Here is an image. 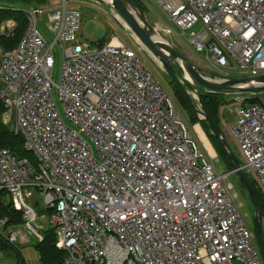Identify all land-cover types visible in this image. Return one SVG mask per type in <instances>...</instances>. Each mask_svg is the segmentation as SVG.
Masks as SVG:
<instances>
[{
  "label": "built area",
  "instance_id": "obj_1",
  "mask_svg": "<svg viewBox=\"0 0 264 264\" xmlns=\"http://www.w3.org/2000/svg\"><path fill=\"white\" fill-rule=\"evenodd\" d=\"M155 1L205 54L208 65L195 60L215 80L264 73V0ZM20 9L27 15L22 38L13 49L0 47V96L3 122L22 136L37 164L0 148V189L25 220L8 232L0 220V234L24 245L43 240L42 230L52 227L65 252L60 264H264L228 173L217 171L130 42L117 35L98 46L81 41L82 10L67 0ZM44 12L51 44L38 26ZM17 26L3 22L0 35H14ZM160 30L175 39L170 28ZM56 44L63 58L59 84L51 75ZM188 91L201 109L199 92ZM225 95L223 133L264 191V92ZM33 187L46 227H36L37 198L28 202Z\"/></svg>",
  "mask_w": 264,
  "mask_h": 264
},
{
  "label": "rangeland",
  "instance_id": "obj_2",
  "mask_svg": "<svg viewBox=\"0 0 264 264\" xmlns=\"http://www.w3.org/2000/svg\"><path fill=\"white\" fill-rule=\"evenodd\" d=\"M61 0H51V2L59 3ZM68 3L74 6H78L82 10V19H81V30H80V36L81 41H87L93 46H98L100 43L104 41L110 40L114 35H117L119 37L125 38L128 42H130V45H132L138 52V55L141 57L142 60L145 61V64L147 67L152 71L156 79L160 82V84L174 97V102L177 105V108L179 109V112L189 125L190 131L192 133V136L194 139L199 143L200 147L205 152L206 156L211 158L210 153L208 152L205 145L202 143L198 132L195 128V125H192L190 122V110L185 109L180 105V102L177 100V98L174 95V91L176 89L177 82L173 79V77H168V73L165 70V67L159 62L156 61L155 58H153L148 52L145 50H139L137 44L132 40L131 36L128 34V29L126 28L123 21L119 20V18L115 15V11H113L108 6L104 5L103 3H100L96 0H67ZM141 6L143 7L144 11L151 15V18L155 21V23L160 21L163 25L171 29V36L174 39L175 43H179L180 46L178 47L180 50H185V53L190 52L193 55L197 56L199 60H202L204 64L208 65V61L206 59V56L204 53L197 52L193 45L189 42L187 39L186 33L178 28L169 18L168 14L158 5V3L155 0H139ZM38 19V26L45 36V38L50 42V44L53 41V35L52 31L49 27L48 18H47V12L40 13L37 15ZM199 27H194L193 29H198ZM54 52V66L51 69V75L52 80L55 83H60L61 81V75H62V50L58 44H56L53 48ZM188 54V53H187ZM175 72H178L175 69ZM233 77H236V73H232ZM186 83V82H185ZM184 83V85H185ZM188 87H190L188 84H186ZM53 94L58 101V105L60 108V111L62 113L63 118H65L64 110L62 107L61 102L59 101L58 97V89L55 85H53ZM246 95H251L246 93ZM191 96V95H190ZM196 104V103H195ZM197 106V105H196ZM221 121V120H220ZM201 127V124H197ZM196 125V126H197ZM222 125V123H221ZM203 131V129H202ZM204 135L206 136L205 132L203 131ZM209 144L211 145L208 137L206 136ZM230 147L234 154L238 157V159L242 160V154L239 150L238 144L235 141H230ZM212 147V145H211ZM214 151L213 160L214 164L216 166V169L220 173H228L227 178L225 181L227 183H230L232 185V193L234 195V200L238 204L240 213L246 218V221L253 230L252 225V217L254 215V207L249 199L248 195L246 194L244 190V186L238 176L237 173L228 171V166L224 162L223 158L218 156L216 154V151L212 147ZM35 159V158H34ZM36 161V160H35ZM35 164V163H34ZM33 164V165H34ZM36 166V165H35ZM254 172L249 173V177L252 179H255ZM33 192V189H30ZM35 198H37V205H36V211H39L40 205H42V197L39 193L37 195L35 194L34 197H30L28 199L29 203H34ZM38 223L37 228L43 226H48V219L38 213ZM13 227V226H12ZM10 227V228H12ZM15 227V226H14ZM49 227V226H48ZM1 228V227H0ZM4 229V232H8L9 229ZM262 228H263V238H264V216L262 217ZM28 234V233H27ZM29 236V234H28ZM30 238V236H29ZM33 240L30 239V242ZM26 245H23L22 243L16 244V247L20 250L22 255L25 257L27 264H41L39 261V253L35 249L33 242L32 243H24ZM13 245V244H12ZM15 246V245H14ZM4 254L1 252L0 258ZM12 256V263H15V252L12 251V254L10 256H7L5 258ZM4 258V256H3ZM1 259L2 262H6L5 258Z\"/></svg>",
  "mask_w": 264,
  "mask_h": 264
},
{
  "label": "water",
  "instance_id": "obj_3",
  "mask_svg": "<svg viewBox=\"0 0 264 264\" xmlns=\"http://www.w3.org/2000/svg\"><path fill=\"white\" fill-rule=\"evenodd\" d=\"M115 11L119 20L123 21L128 34L138 45H142L145 50L155 56L165 67L169 76L177 82L184 91L186 97L191 100V96L185 88L184 83H189L199 94L202 92H252L257 89H264V73L253 77H234L225 80H215L213 74L197 60L192 59L187 53L181 51L169 41L165 34L157 27L151 15L147 14L143 7L134 0H96ZM175 69L178 72H175ZM184 73L188 78L184 79ZM201 103V101H200ZM194 106L196 114L201 120H206L210 126L212 134L219 140L226 152L231 165V172L238 174L245 185L247 193L254 207L253 228L256 235L257 244L264 258V238L262 228L263 212L260 208L256 189L253 186L248 174L244 171L243 165L232 151L230 144L225 137L223 130L201 103V109Z\"/></svg>",
  "mask_w": 264,
  "mask_h": 264
},
{
  "label": "trees",
  "instance_id": "obj_4",
  "mask_svg": "<svg viewBox=\"0 0 264 264\" xmlns=\"http://www.w3.org/2000/svg\"><path fill=\"white\" fill-rule=\"evenodd\" d=\"M51 0H0V24L3 22L14 19L16 20L18 26L15 30L14 35L12 36H5L0 35V47L6 51L13 49L20 39L22 38L25 29L27 27V15L26 12L20 9L21 7H38L44 6L48 4ZM139 1V0H138ZM188 84L192 87L189 83H185V88L188 90ZM257 93H263L264 89H257L255 90ZM174 95L177 100L180 102V105L190 110V122L192 125L201 124V127L205 134L207 135L209 141L211 142L212 147L218 154V156L222 157L226 165L228 166V171L232 170L231 162L224 151L221 143L219 140L212 134L210 126L206 120H201L199 116L196 114L194 110V106L196 101L191 98L189 100L184 91L180 88L178 84H176V89L174 91ZM200 101L202 104L205 105L207 111L212 115L214 120L222 129L221 119H220V111L226 102V95L225 93L220 92H202L200 95ZM250 102H261V98L259 96H251L248 98ZM4 102L0 96V148H9L13 154L18 159L26 158L28 161L34 165L37 164V160L33 154L28 152L24 148V140L22 136L14 134L13 131L3 122V112H4ZM35 158V159H34ZM36 160V161H35ZM240 163L242 164V160L239 159ZM249 176V175H248ZM253 183V186L256 189L258 201L260 208L264 215V191L259 185L257 179H252L249 177ZM241 180V179H240ZM242 182V181H241ZM243 184V182H242ZM244 186V190L247 193V189ZM34 193L37 195L39 193V188L33 187L32 188ZM250 199V197H249ZM251 200V199H250ZM37 205V201L35 202V206ZM52 208L49 209L50 213L52 212ZM40 214L45 212L42 209L41 205L39 207ZM6 220L4 224V229H8L12 226H20L22 225L25 220L23 218V213L18 211L12 202L10 195L8 194L7 190L0 189V220ZM43 240H33V244L35 249L39 253V261L41 264H60L64 258L65 252L56 246L57 235L56 231L52 227H46L42 230ZM0 251L4 254H12V251L15 252V264H27L25 257L22 255L20 250L12 245L7 239H5L0 234Z\"/></svg>",
  "mask_w": 264,
  "mask_h": 264
},
{
  "label": "crops",
  "instance_id": "obj_5",
  "mask_svg": "<svg viewBox=\"0 0 264 264\" xmlns=\"http://www.w3.org/2000/svg\"><path fill=\"white\" fill-rule=\"evenodd\" d=\"M156 25H157V27H159L160 29H161V26L163 25L160 21H157L156 22ZM171 41V43H174V45L176 46V47H179L180 46V44L179 43H175L174 42V40L172 39V40H170ZM182 51V50H181ZM183 52H185V50H183ZM187 53L188 54H190L189 56L190 57H192V59H196V56L195 55H193L192 53H190V52H188L187 51ZM197 125V124H196ZM195 125V128H196V130H197V132H198V135H199V137H200V139H201V141H202V143L205 145V147L208 149V151H209V153L211 154V155H214L215 153H214V151H213V149H212V147H211V145L209 144V142H208V140H207V138H206V136L204 135V133H203V131H202V129L200 128V126L199 125H197L196 126ZM211 143V142H210ZM217 154V153H216ZM30 243V242H29ZM24 245H26V244H24ZM4 254V253H3ZM4 256V258L5 257H7V256H10L9 254H4L3 255ZM3 256L0 258V264H15V263H12V256L11 257H8V258H5V261L6 262H2V258H3ZM3 258V259H4Z\"/></svg>",
  "mask_w": 264,
  "mask_h": 264
},
{
  "label": "flooded vegetation",
  "instance_id": "obj_6",
  "mask_svg": "<svg viewBox=\"0 0 264 264\" xmlns=\"http://www.w3.org/2000/svg\"><path fill=\"white\" fill-rule=\"evenodd\" d=\"M134 1H136V2H138L139 4H140V2L138 1V0H134ZM141 5V4H140ZM133 39H131V41H132ZM188 55H190V54H188ZM192 58V57H191ZM168 77H170L169 76V74H168ZM252 225H253V217H252Z\"/></svg>",
  "mask_w": 264,
  "mask_h": 264
},
{
  "label": "bare ground",
  "instance_id": "obj_7",
  "mask_svg": "<svg viewBox=\"0 0 264 264\" xmlns=\"http://www.w3.org/2000/svg\"><path fill=\"white\" fill-rule=\"evenodd\" d=\"M188 93H190V91H188Z\"/></svg>",
  "mask_w": 264,
  "mask_h": 264
}]
</instances>
